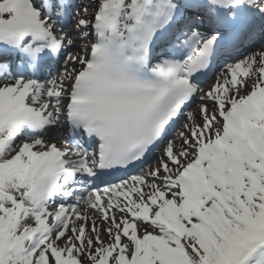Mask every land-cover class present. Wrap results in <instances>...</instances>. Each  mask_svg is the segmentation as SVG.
<instances>
[{
  "label": "snow or ice",
  "instance_id": "snow-or-ice-1",
  "mask_svg": "<svg viewBox=\"0 0 264 264\" xmlns=\"http://www.w3.org/2000/svg\"><path fill=\"white\" fill-rule=\"evenodd\" d=\"M0 264H264V0H0Z\"/></svg>",
  "mask_w": 264,
  "mask_h": 264
},
{
  "label": "rangeland",
  "instance_id": "rangeland-1",
  "mask_svg": "<svg viewBox=\"0 0 264 264\" xmlns=\"http://www.w3.org/2000/svg\"><path fill=\"white\" fill-rule=\"evenodd\" d=\"M69 30H70V31L72 30V25H69ZM77 35H78V34H77ZM76 42L79 44V43H85L86 41H79V40H78V41H76ZM69 51H79V49H69ZM214 80H215V75L213 74V77L211 78V80H210L209 82H207V83H206L204 86H202V87L207 88V86L210 85V84H212V83L214 82ZM193 107H195V106H193ZM58 142L61 143V146H64L62 141H58ZM158 155H159V153H157V155L155 156L154 159H156V158L158 157ZM103 236H104L105 239H107V234H106V233H104Z\"/></svg>",
  "mask_w": 264,
  "mask_h": 264
}]
</instances>
